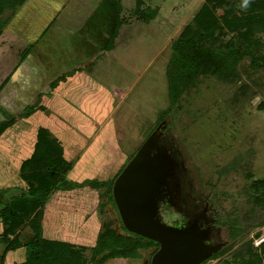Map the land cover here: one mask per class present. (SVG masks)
Returning <instances> with one entry per match:
<instances>
[{
    "label": "rangeland",
    "instance_id": "374dc122",
    "mask_svg": "<svg viewBox=\"0 0 264 264\" xmlns=\"http://www.w3.org/2000/svg\"><path fill=\"white\" fill-rule=\"evenodd\" d=\"M113 1L25 0L2 29L0 85L8 78L0 87V129L12 123L0 133V188H7L0 209L11 193L36 184L21 163L33 150L37 126L48 123L74 159L67 173L73 180L109 178L140 154L142 223L164 235L191 236L190 258L216 253L203 264H264V186H252L264 181V0H233L230 9L206 0H142L154 10L147 21L133 12L135 0H120V26L112 48L104 49ZM201 6L220 16L254 12L250 36L261 66L254 70L245 56L238 80L199 76L173 97L166 76L171 42ZM75 67L88 74L87 86L51 99L49 80ZM244 82L249 87L241 92ZM37 102L42 107L19 116ZM101 191L54 190L16 225L0 213V264L20 263L34 237L84 245L91 264L90 246L106 222L122 231ZM151 249L101 264H150Z\"/></svg>",
    "mask_w": 264,
    "mask_h": 264
},
{
    "label": "trees",
    "instance_id": "16d2710c",
    "mask_svg": "<svg viewBox=\"0 0 264 264\" xmlns=\"http://www.w3.org/2000/svg\"><path fill=\"white\" fill-rule=\"evenodd\" d=\"M24 1L0 0V33L4 26H8L6 24H8ZM206 1L214 2L213 5H225L227 9L234 5L233 0ZM113 2L114 21L109 37L104 44V49L112 48L113 38L116 36L120 26V0H114ZM141 3L142 0H135L133 12L137 14L139 19L147 21L148 17L153 16L154 10L142 7ZM4 10H9V12L5 17H2ZM255 23L256 14L252 11L245 12V16L235 13L220 16L215 15L209 8L205 9L204 6H201L196 15L183 26L171 42V53L166 73L171 95L173 97L177 96L180 91H184L195 84L199 76L212 75L223 81L238 80L240 75L237 66L245 56L249 58V66L251 68L255 70L260 67L261 63L254 53V50H256L254 40L250 36ZM48 25L49 23L44 30ZM247 42L250 43L251 47L247 45ZM32 43L29 42L24 48L25 50L23 49L20 52V58L28 52L33 45ZM81 68L75 67L63 70L52 77L47 84L48 89L45 93L47 95L53 94L54 88L59 82L65 81L67 77L73 75L75 71ZM7 78L1 82L0 87ZM243 84L239 88L241 92L245 91L246 86L249 87L246 82ZM40 107L42 106L39 102L28 105L23 112L19 113V116L27 117L29 113ZM11 123L6 122L4 127H1L0 133ZM73 161L74 159L69 160L64 157L60 140L47 127L37 126L33 150L29 157L25 158L21 163L23 168L30 166L28 176L34 179L36 184L30 182L25 190L19 193H11L6 198L5 205L0 209V213L4 216L7 224L16 225L20 223L30 209L42 204L49 193L54 190L71 189L86 185L102 190L101 195L106 197L104 203H110L117 211L112 196V183L123 166L106 179L104 177H85L77 181L69 178L67 174ZM263 182V180H254L252 186L256 188L260 184L264 186ZM6 191V187L0 188V196L4 197ZM118 218L120 219V216ZM120 224L122 231L111 225L110 222H106L105 226L97 233L94 245L90 246L91 264H101L112 256H138V249L152 248L147 261L150 263L151 255L158 248V241L125 228L121 219ZM261 243L264 246V238ZM85 248L84 245L74 247L60 240L34 237L31 241L25 243V257L17 264H86L81 251ZM215 255L216 253H210L197 264H203L205 259L212 258Z\"/></svg>",
    "mask_w": 264,
    "mask_h": 264
},
{
    "label": "water",
    "instance_id": "95a60500",
    "mask_svg": "<svg viewBox=\"0 0 264 264\" xmlns=\"http://www.w3.org/2000/svg\"><path fill=\"white\" fill-rule=\"evenodd\" d=\"M139 159L140 154L136 153L112 183V196L122 224L129 230L158 241V248L151 255L150 264H197L208 254H198L190 258L189 254L193 253V250L186 245L191 241V236L180 238L174 236L175 232L164 235L146 228L142 223L141 215L144 209L142 199L146 191L138 188L139 175H141L139 171H144V169L140 170L139 165L135 166L139 163Z\"/></svg>",
    "mask_w": 264,
    "mask_h": 264
},
{
    "label": "crops",
    "instance_id": "0c3cea01",
    "mask_svg": "<svg viewBox=\"0 0 264 264\" xmlns=\"http://www.w3.org/2000/svg\"><path fill=\"white\" fill-rule=\"evenodd\" d=\"M11 22V21H10ZM84 69H80V70H77V71H75V73H73V75H71V76H69V77H67L66 78V80L65 81H61V82H59V84L54 88V91H53V96H52V98L51 99H54V96H56V94L54 95V93H60L62 90H64V92H65V96L67 95V94H69V93H71V95H77L78 93V91L80 90V88H85L86 86H87V84L89 83V80L87 79V77H89L88 76V74L87 73H83L82 71H83ZM84 72H86L85 70H84ZM91 83H95V85H96V82H94V80H93V82L92 81H90ZM95 88H97V89H99V88H101V90H104V88L105 87H103V86H101V85H96V87ZM72 91V92H71ZM51 97V96H50ZM76 98V97H75ZM104 100H105V98H104ZM85 101V100H84ZM84 101H83V103H84ZM98 102H97V105L98 106H101V104L103 103H101V101L98 99L97 100ZM86 105V107L90 110V106L89 105H87V103L85 104ZM92 110V109H91ZM86 111H88V110H86ZM35 115H36V113H35ZM45 120H46V118H45ZM42 126H45V127H47L49 130H53L52 129V125H49L48 123H45V125H43L42 124ZM87 138V137H86ZM86 141H88V138L87 139H85L84 140V142H86ZM91 142H94V140L93 141H91ZM88 143V142H87ZM61 145H62V147H63V152H64V157L65 158H70L69 156H67V154H66V150H65V145L61 142ZM87 145L88 144H86L85 146L87 147ZM83 153V152H82ZM78 154L77 155V158L79 157V155H80V159H78V160H82V158L81 157H83V155L84 154ZM73 158V157H72ZM76 158V159H77ZM75 159V160H76ZM78 160H76V161H78ZM75 161V162H76ZM76 165H78V163H75ZM75 165V166H76ZM4 264H10V262L9 261H5L4 262Z\"/></svg>",
    "mask_w": 264,
    "mask_h": 264
}]
</instances>
